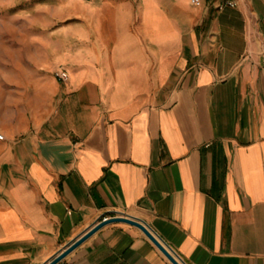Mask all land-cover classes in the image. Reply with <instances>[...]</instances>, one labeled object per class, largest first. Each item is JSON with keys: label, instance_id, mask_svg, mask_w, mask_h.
I'll return each instance as SVG.
<instances>
[{"label": "crops", "instance_id": "0c3cea01", "mask_svg": "<svg viewBox=\"0 0 264 264\" xmlns=\"http://www.w3.org/2000/svg\"><path fill=\"white\" fill-rule=\"evenodd\" d=\"M69 5L0 39V264L118 215L183 264H264V0ZM58 264L172 263L119 222Z\"/></svg>", "mask_w": 264, "mask_h": 264}, {"label": "rangeland", "instance_id": "374dc122", "mask_svg": "<svg viewBox=\"0 0 264 264\" xmlns=\"http://www.w3.org/2000/svg\"><path fill=\"white\" fill-rule=\"evenodd\" d=\"M69 2L70 0H0V39L3 36L14 39L15 35L30 33L32 29L46 31L52 28L57 22L61 23L63 12L69 11Z\"/></svg>", "mask_w": 264, "mask_h": 264}, {"label": "water", "instance_id": "95a60500", "mask_svg": "<svg viewBox=\"0 0 264 264\" xmlns=\"http://www.w3.org/2000/svg\"><path fill=\"white\" fill-rule=\"evenodd\" d=\"M127 223L132 226L138 227L143 231V233L154 243V245L169 259L172 264H183L174 254L172 249L168 247L143 221L136 219L128 215H118L114 216L107 221H102L89 230H87L83 235L77 238L75 241L70 243L64 250H62L58 255L48 261L46 264H58L76 248H78L82 243H84L88 238L94 235L97 231L102 229L104 226L111 223Z\"/></svg>", "mask_w": 264, "mask_h": 264}, {"label": "built area", "instance_id": "2783aa9c", "mask_svg": "<svg viewBox=\"0 0 264 264\" xmlns=\"http://www.w3.org/2000/svg\"><path fill=\"white\" fill-rule=\"evenodd\" d=\"M191 2H192L193 4H196V5L200 4V0H191ZM229 5L233 6V3H229ZM55 75H56L57 79L60 80V81H62V82H67V81L69 80V74H68V72H67L66 70H64V69H59V70L56 72ZM0 139H4V136H3V135H0ZM112 217H114V216H112ZM112 217H110V216L104 217V218H102V220L99 221L98 223H100V222H102V221H107L108 219H110V218H112ZM98 223H97V224H98Z\"/></svg>", "mask_w": 264, "mask_h": 264}]
</instances>
